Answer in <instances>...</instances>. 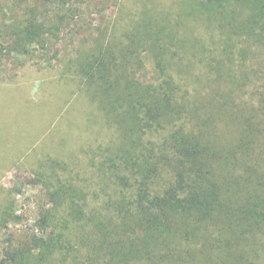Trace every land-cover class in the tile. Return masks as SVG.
Wrapping results in <instances>:
<instances>
[{
    "label": "trees",
    "instance_id": "trees-1",
    "mask_svg": "<svg viewBox=\"0 0 264 264\" xmlns=\"http://www.w3.org/2000/svg\"><path fill=\"white\" fill-rule=\"evenodd\" d=\"M30 1L4 0L0 17ZM253 2L255 33L264 21V0ZM152 30L145 34L149 39L155 37ZM258 30L254 41L264 45V27ZM10 31L13 49L23 54L45 48L56 35L50 23L30 15ZM220 41L222 53L231 56L232 38ZM115 42L97 39L91 53L75 61L76 74L97 86L105 118L121 141L100 167L101 181L112 191L111 216L85 225L93 228L81 237L89 253L82 259L90 264H264V87L249 93L246 87L255 79L237 77L224 61L219 74H201L197 64L184 66L180 58L168 59L167 74L159 61V83L144 86L127 71L115 76L123 68L115 59ZM205 49L198 53L200 65L208 69L222 61L211 62ZM45 240L32 241L33 247L45 244L40 260L55 250L63 253L57 239ZM79 258L72 264H84ZM35 259L24 243L6 250L0 264H36Z\"/></svg>",
    "mask_w": 264,
    "mask_h": 264
},
{
    "label": "rangeland",
    "instance_id": "rangeland-1",
    "mask_svg": "<svg viewBox=\"0 0 264 264\" xmlns=\"http://www.w3.org/2000/svg\"><path fill=\"white\" fill-rule=\"evenodd\" d=\"M253 1L31 0L0 17V260L6 250L26 243L36 264H72L75 257L90 264L82 259L88 251L81 237L93 225H85L111 216L112 191L101 181L100 167L121 141L105 118L97 86L91 88L76 74L75 61L85 59L97 39H116L115 59L123 68L115 76L127 71L142 85L155 86L161 66L169 73V58L216 75L224 61L237 77L255 79L246 91L262 90L264 45L254 40L264 21L251 31ZM29 15L50 23L56 35L45 48L23 54L13 49L10 27ZM150 28L155 37L149 39ZM221 36L232 38L231 56L222 53ZM203 48L211 62L222 61L208 69L200 65ZM34 239H57L63 253L55 250L42 261L45 244L33 247Z\"/></svg>",
    "mask_w": 264,
    "mask_h": 264
}]
</instances>
